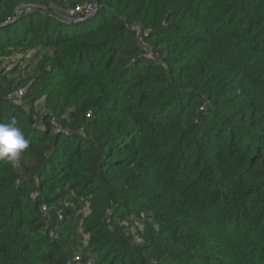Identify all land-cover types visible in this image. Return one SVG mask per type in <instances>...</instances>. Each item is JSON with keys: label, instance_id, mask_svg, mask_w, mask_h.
<instances>
[{"label": "trees", "instance_id": "1", "mask_svg": "<svg viewBox=\"0 0 264 264\" xmlns=\"http://www.w3.org/2000/svg\"><path fill=\"white\" fill-rule=\"evenodd\" d=\"M33 51L0 264H264V0H0V58Z\"/></svg>", "mask_w": 264, "mask_h": 264}, {"label": "clouds", "instance_id": "2", "mask_svg": "<svg viewBox=\"0 0 264 264\" xmlns=\"http://www.w3.org/2000/svg\"><path fill=\"white\" fill-rule=\"evenodd\" d=\"M15 118L9 123H0V160L19 165L21 156L29 148V141L25 138Z\"/></svg>", "mask_w": 264, "mask_h": 264}, {"label": "rangeland", "instance_id": "3", "mask_svg": "<svg viewBox=\"0 0 264 264\" xmlns=\"http://www.w3.org/2000/svg\"><path fill=\"white\" fill-rule=\"evenodd\" d=\"M42 53L30 52L27 54H15L10 57L0 58V71L10 73L14 71L13 77H24L26 72L30 71L39 60ZM36 109L39 113L43 111L42 103L36 104ZM137 228V229H136ZM140 229V222H135L131 228V234Z\"/></svg>", "mask_w": 264, "mask_h": 264}, {"label": "built area", "instance_id": "4", "mask_svg": "<svg viewBox=\"0 0 264 264\" xmlns=\"http://www.w3.org/2000/svg\"><path fill=\"white\" fill-rule=\"evenodd\" d=\"M30 11V7L26 9V12ZM94 4L90 2L84 6H76L75 8H71L67 11V16L69 19H86L93 14ZM139 32V31H138ZM145 35H147L145 33ZM24 90L22 88H18L17 90L8 94L7 98L15 105L20 104V98L22 97ZM81 259L79 257H74L72 262L69 264H81Z\"/></svg>", "mask_w": 264, "mask_h": 264}, {"label": "water", "instance_id": "5", "mask_svg": "<svg viewBox=\"0 0 264 264\" xmlns=\"http://www.w3.org/2000/svg\"><path fill=\"white\" fill-rule=\"evenodd\" d=\"M93 3H94V1H92ZM94 13H95V6H94V11H93V14L92 15H94ZM14 18H16V11H15V13H14ZM93 16H91V17H88V18H86V19H83V20H80V19H73L71 22L72 23H79V22H85V21H88V20H90L91 18H92Z\"/></svg>", "mask_w": 264, "mask_h": 264}]
</instances>
